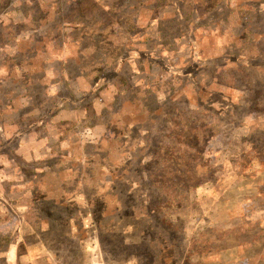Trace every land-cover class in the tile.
I'll return each instance as SVG.
<instances>
[{"label":"rangeland","instance_id":"1","mask_svg":"<svg viewBox=\"0 0 264 264\" xmlns=\"http://www.w3.org/2000/svg\"><path fill=\"white\" fill-rule=\"evenodd\" d=\"M0 264H264V0H0Z\"/></svg>","mask_w":264,"mask_h":264},{"label":"trees","instance_id":"2","mask_svg":"<svg viewBox=\"0 0 264 264\" xmlns=\"http://www.w3.org/2000/svg\"><path fill=\"white\" fill-rule=\"evenodd\" d=\"M26 25H27L28 28H32L33 27V23L32 22H27ZM108 29L109 28H106L103 31H101L100 33H107ZM50 37L54 38L55 36H50ZM98 44H99V50L102 51L103 56H104V60H105V58L106 59L117 58L120 55V53H121L123 42H120V41L119 42H115V41L104 42V41H102L101 43H98ZM91 46L93 47L94 44L92 43ZM91 46H87L86 49L91 48ZM104 60L100 59V61H104ZM100 61L95 65V67H99L100 66V63H101ZM82 63H83V60H82ZM84 63H85V61H84ZM87 67L88 66H86V65L83 66V68H87ZM90 67H92V66H90ZM92 74H96V73H92Z\"/></svg>","mask_w":264,"mask_h":264}]
</instances>
